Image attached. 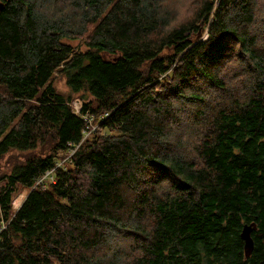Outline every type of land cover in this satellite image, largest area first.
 Instances as JSON below:
<instances>
[{"label": "trees", "instance_id": "16d2710c", "mask_svg": "<svg viewBox=\"0 0 264 264\" xmlns=\"http://www.w3.org/2000/svg\"><path fill=\"white\" fill-rule=\"evenodd\" d=\"M46 1L0 0V162L26 152L0 177V264H101L91 245L120 230L136 264H264L262 0H201L181 17L164 0H72L75 22ZM86 30V50L62 42ZM55 73L91 100L72 107ZM200 134L194 159L175 151Z\"/></svg>", "mask_w": 264, "mask_h": 264}, {"label": "rangeland", "instance_id": "374dc122", "mask_svg": "<svg viewBox=\"0 0 264 264\" xmlns=\"http://www.w3.org/2000/svg\"><path fill=\"white\" fill-rule=\"evenodd\" d=\"M43 1V0H40ZM160 1V0H158ZM201 0H164L161 2L162 5L166 6L167 10H172L176 9L178 16L181 17L183 14L185 15L187 13V8L188 6L194 5V3H196V5L198 4V2H200ZM157 2V1H156ZM45 4H39L38 8L41 12H44L46 15H48V17L52 18V19H57V18H61L64 17L66 19H70L73 22L76 21V17L74 16V14H71V11L73 10V7L71 6L73 4L72 0H49L46 2H43ZM257 13L258 15H262L264 16V0H262L261 2H259L258 7H257ZM78 15V14H77ZM177 16V17H178ZM258 28L261 27V25L257 26ZM263 29V28H260ZM258 35L260 36V40L262 42H264V32H257ZM83 33H79V34H73V40H63L62 42L72 46L75 50H79V51H84L87 48V41H88V37H89V32L88 30H86V32L82 35ZM203 37H205V34H203ZM261 43V42H260ZM231 77V74L229 72H225V83L224 84L227 88L229 87L230 90H233L235 92L237 85H236V79H230L227 81L226 78ZM52 84L55 88V90L57 92H59L64 98H67L69 100H71V104L73 107V103H75V109H79L81 108V102L83 100L85 101H90L91 97H89L86 93H79V94H73L69 87L66 84V79L63 75L59 74V73H55L53 75L52 78ZM240 88V90H246L243 86L238 87ZM239 91V90H236ZM198 109V108H197ZM195 109V107H192V110H185L182 111V125L180 127V129L182 130V133L189 135L190 133H192L194 131V129L197 127L196 123H193V121H197L198 119L195 117V113H197L200 110ZM77 111V110H75ZM194 138L191 139H185V137L182 138H178L179 142L181 143V146L179 147V149L175 151L177 153L179 152H185V154L189 155V157L191 159H194V155H197V153L192 152L191 148L192 145L198 144V142H200V140L202 139V135H197V136H193ZM170 142H175L178 146L179 143H177L178 141H176V137L173 136L172 139L170 138ZM39 146V145H38ZM34 152H38L39 149L38 147L36 148V150H33ZM25 151H9L1 160L0 162V177L5 176V174H9L11 172V169L13 168L14 165L20 163L21 161L24 160V156H26ZM28 191L22 188H18L16 196L13 200L12 206H13V210L16 211L21 203L23 202V200L25 199V197L27 196ZM143 225L146 226V221H143ZM131 228V226H129V229ZM126 232H122L117 231L115 232V236L113 237V240L111 239V237L106 241L105 239L102 241L97 242V245H95V243H93V245H91L92 247L95 246V249H93L91 252H89V257L90 255H92L93 259H98L101 261V264H111V259H115L117 258V256L121 255L120 258V264H128L127 263V258H131L134 259L138 257V253L137 251L133 248L135 245L133 243L130 242V236L131 235H127V233H129L128 230H125ZM91 237V235H90ZM127 237H129V239H127ZM113 245H119L120 246V250L118 251V253L115 254V251L113 249ZM132 254V255H129ZM87 257V255H86ZM124 258V259H123ZM117 261V260H115ZM130 264H136V260H133V262H130Z\"/></svg>", "mask_w": 264, "mask_h": 264}, {"label": "water", "instance_id": "95a60500", "mask_svg": "<svg viewBox=\"0 0 264 264\" xmlns=\"http://www.w3.org/2000/svg\"><path fill=\"white\" fill-rule=\"evenodd\" d=\"M0 9H1V6H0ZM254 229H255V224L252 223L251 225H244L241 231L240 237L244 242L246 257H248L252 253V250H253V240L251 238V233Z\"/></svg>", "mask_w": 264, "mask_h": 264}, {"label": "built area", "instance_id": "2783aa9c", "mask_svg": "<svg viewBox=\"0 0 264 264\" xmlns=\"http://www.w3.org/2000/svg\"><path fill=\"white\" fill-rule=\"evenodd\" d=\"M63 163H64L63 161L58 162V163L56 164V167H61ZM56 167H55V168H56ZM52 177H53V170H51V171H47V172L45 173V175H44L43 180H45V179H47V180H51ZM43 180H42V181H43Z\"/></svg>", "mask_w": 264, "mask_h": 264}, {"label": "bare ground", "instance_id": "6f19581e", "mask_svg": "<svg viewBox=\"0 0 264 264\" xmlns=\"http://www.w3.org/2000/svg\"><path fill=\"white\" fill-rule=\"evenodd\" d=\"M2 5H3V4L1 3L0 6H2ZM1 8H2V7H1ZM63 162H65V161H63ZM251 224H252V223H251ZM251 224H250V225H251ZM242 228H243V227H242ZM255 228H256V226H255ZM253 231H254V230H253ZM253 231H252V232H253ZM241 240H242V239H241ZM242 241H243V240H242ZM243 243H244V242H243ZM129 257H130V256H129ZM129 257H128V259H130ZM245 257H246V256H245ZM123 259H124V258H123ZM119 260H120V259H119ZM132 261H133V260H132ZM118 264H119V262H118ZM129 264H130V263H129Z\"/></svg>", "mask_w": 264, "mask_h": 264}]
</instances>
